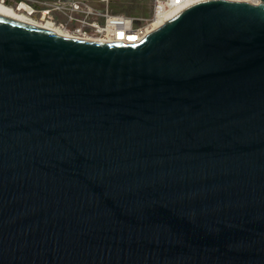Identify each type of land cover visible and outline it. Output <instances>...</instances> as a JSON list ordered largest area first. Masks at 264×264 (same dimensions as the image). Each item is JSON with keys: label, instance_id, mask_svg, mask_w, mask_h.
Instances as JSON below:
<instances>
[{"label": "water", "instance_id": "obj_1", "mask_svg": "<svg viewBox=\"0 0 264 264\" xmlns=\"http://www.w3.org/2000/svg\"><path fill=\"white\" fill-rule=\"evenodd\" d=\"M0 264H264V0L135 43L0 13Z\"/></svg>", "mask_w": 264, "mask_h": 264}, {"label": "built area", "instance_id": "obj_2", "mask_svg": "<svg viewBox=\"0 0 264 264\" xmlns=\"http://www.w3.org/2000/svg\"><path fill=\"white\" fill-rule=\"evenodd\" d=\"M7 1L0 0L3 4ZM111 2V0H61L50 3L45 0H22L17 11L30 19L36 12L41 11V18L34 21L49 24L70 37L135 43L159 27L156 25L158 18L168 13L175 15L194 3L193 0H153V12L150 15H139L115 12L112 10ZM54 10L61 13L63 18H55ZM47 16L51 18L46 19Z\"/></svg>", "mask_w": 264, "mask_h": 264}, {"label": "bare ground", "instance_id": "obj_3", "mask_svg": "<svg viewBox=\"0 0 264 264\" xmlns=\"http://www.w3.org/2000/svg\"><path fill=\"white\" fill-rule=\"evenodd\" d=\"M193 1L197 2V1H201V0H193ZM248 1H250L252 3H259L260 0H248ZM0 13L21 19L23 21L32 23L34 25H38L40 27H43L46 30L53 31L58 35L70 37L67 34H65L64 32L60 31L58 28L52 27L49 24H40V23L30 19L29 17L25 16L24 14H21L20 12L16 11L12 7L3 4L2 2H0ZM172 16H173L172 13H168V14L161 16L160 18H158L156 25L161 26L162 24H164V21L166 19H169ZM134 39H137V37H134Z\"/></svg>", "mask_w": 264, "mask_h": 264}, {"label": "flooded vegetation", "instance_id": "obj_4", "mask_svg": "<svg viewBox=\"0 0 264 264\" xmlns=\"http://www.w3.org/2000/svg\"><path fill=\"white\" fill-rule=\"evenodd\" d=\"M22 0H8L6 3H5V5H10L11 7H13V9H15L16 11H17V9H18V6H19V4H20V2H21ZM45 1H48V2H50V3H54V2H58V1H61V0H45ZM138 1H141V0H125V2H123L122 3V6H123V8L124 9H129L128 7H126V6H129V5H133V7H130L131 8V11H132V8H134V9H137V7H139V8H146L145 6H144V4H142V3H140V2H138ZM37 7H41V6H37ZM126 7V8H125ZM134 11V10H133ZM42 14V12L41 11H38V12H36L33 16H31V19H33V20H39L40 18H41V15ZM25 15V14H24ZM53 16L55 17V18H57V19H59V18H63V15L61 14V13H59L58 11H55L54 10V12H53ZM51 17H49V16H47L46 17V19H50Z\"/></svg>", "mask_w": 264, "mask_h": 264}, {"label": "rangeland", "instance_id": "obj_5", "mask_svg": "<svg viewBox=\"0 0 264 264\" xmlns=\"http://www.w3.org/2000/svg\"><path fill=\"white\" fill-rule=\"evenodd\" d=\"M111 1H112L111 2L112 3L111 4L112 10L113 11L117 10L120 13L150 15L153 12V0H147V2L145 4L146 8H139V7H137V9L132 8V11H131L130 7H133V5L132 6L129 5L130 7L126 6L129 8L126 10L123 8L122 4H120L121 3L120 0H111ZM21 14H23V13H21Z\"/></svg>", "mask_w": 264, "mask_h": 264}, {"label": "trees", "instance_id": "obj_6", "mask_svg": "<svg viewBox=\"0 0 264 264\" xmlns=\"http://www.w3.org/2000/svg\"><path fill=\"white\" fill-rule=\"evenodd\" d=\"M120 4H122L123 2H125V0H120ZM138 2H140V3H142V4H144V6H145V4H146V2H147V0H141V1H138ZM124 4V3H123ZM115 12H118L117 10H115Z\"/></svg>", "mask_w": 264, "mask_h": 264}]
</instances>
